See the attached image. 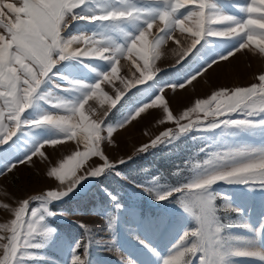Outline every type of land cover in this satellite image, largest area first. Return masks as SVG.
Listing matches in <instances>:
<instances>
[{
    "label": "rangeland",
    "instance_id": "1",
    "mask_svg": "<svg viewBox=\"0 0 264 264\" xmlns=\"http://www.w3.org/2000/svg\"><path fill=\"white\" fill-rule=\"evenodd\" d=\"M7 2L17 3L19 6L20 0ZM104 2L105 0H88L77 12L91 15L99 11L96 6ZM135 2L142 12L163 7L159 0ZM214 2L224 14L247 18L242 7L250 0ZM111 24L112 22L86 19L73 20L65 30V35L91 36L96 33L123 45L130 35L143 27L142 20L121 21L118 28ZM157 25L163 26L158 20ZM150 31L155 34L156 26ZM172 35L181 43L166 40L161 45L158 58L150 60L151 66L160 71L153 80L133 88H129V82L135 83L140 72L127 55L118 58L119 71L115 75L111 74L108 60L96 57L66 59L52 68L49 77L41 85V95L46 99L34 101L23 114V120H35L45 112L69 115L63 108L57 109L53 105L79 98V91L72 88L73 81L91 85L99 78L101 91L107 93L110 99H106L103 105L95 97L88 100L84 107L85 115L91 120L100 121L108 113L105 124L113 126L112 136L109 138L107 127H102L100 134L104 139L99 146L110 161H126L118 164L115 170H106L101 175L81 180L63 198L50 200L46 206L54 214L45 212L41 227L52 231L47 236L36 234L31 242L40 246L27 248L25 258L19 260L18 264H70L73 249L78 242L80 247L77 251L82 257L84 245H88L87 264H129V261L132 264H163V259L172 253L180 235L185 230L196 228L197 222L190 212L184 211L178 194L158 201L145 187H152L155 192L160 188L186 183L193 175L195 164L207 159L211 153L222 152L228 147H264V126L204 129V125L213 119L209 116L200 128L182 133L171 142L138 151L160 133L169 129L176 131L177 120L179 124H187L189 119L180 117L185 110L194 107L197 100L207 99L220 89L247 88L254 83L259 84L258 78L264 74V54L251 44L235 51L239 43L235 38L229 40L205 37L178 64L179 57L176 53L191 42V36L180 33L178 29ZM76 47L82 48L83 44L73 45V48ZM229 51H233V55L227 56V59H219ZM133 56L142 67L143 61L135 53ZM213 60L216 63L207 67V63ZM106 71L109 72V80L99 77L100 73ZM192 75L196 76L194 80L190 79ZM181 84L184 86L180 87ZM173 85L176 87H172ZM118 91L124 92L125 97L112 108L111 99H115ZM156 95L164 97V102L173 114L172 121L165 119L163 104H158L149 107L123 127L119 126L138 107L150 103ZM197 115L202 117L203 112L193 113L190 118L195 120ZM233 118L243 119L244 115L233 114ZM78 119L77 114L73 122H78ZM248 119L264 120V113ZM50 139H56L57 144H43V141ZM39 143L43 144V154L31 155V151ZM76 151H86L83 142L68 139L47 125L34 128L25 126L12 140L0 145V224H7L15 218L12 209L18 207L24 199L42 195L48 190H64L67 181L61 184L55 177L49 176V172L53 167L58 168L62 161ZM26 155H30L31 159H26ZM18 160L24 162L19 163ZM102 163L101 157L89 156L77 169V175ZM10 164L15 166L10 171L5 170ZM212 189L217 194L215 204L219 222L230 225L222 230L223 234L235 239L233 245L237 248H244L251 243L264 251V232L257 234L255 231L264 223V187L218 182ZM113 197L116 199L113 200ZM39 203L33 202L30 207L38 208ZM5 204L8 208L4 207ZM116 204L120 207L117 208ZM112 217L115 219L113 228L109 231L107 221ZM7 234L0 230V235ZM3 243L7 241H0V244ZM150 249L155 250V253ZM2 255L3 248H0V256ZM229 264H264V260L258 257L232 256L229 257Z\"/></svg>",
    "mask_w": 264,
    "mask_h": 264
},
{
    "label": "snow or ice",
    "instance_id": "2",
    "mask_svg": "<svg viewBox=\"0 0 264 264\" xmlns=\"http://www.w3.org/2000/svg\"><path fill=\"white\" fill-rule=\"evenodd\" d=\"M87 2L88 0H20L18 6L17 3L0 0V145L12 140L25 126L34 128L47 125L68 139L83 142L86 148V151H76L69 155L58 168L53 167L49 172V176L55 177L61 184L67 181L64 190H48L42 195L24 199L18 207L12 209L15 218L7 224H0V230L8 233L0 235V241H7L0 244V248H3L0 264H18L19 260L25 258L27 248L40 246L31 242L36 234L47 236L52 231L50 228L41 227L44 213L54 214L46 206L50 200L63 198L73 191L81 180L88 176L101 175L106 170H115L118 164L126 161H110L99 146L100 141L104 139L100 134L102 127H107L109 138L112 136L113 126L105 124L108 113L106 112L100 121L91 120L85 115L84 107L88 100L95 97L103 105L106 99H110L107 93L101 91L99 78L91 85L73 81L72 88L79 91V98L53 105L57 109L63 108L69 115L60 116L45 112L35 120H23V114L34 101L46 99L41 95V85L56 64L66 59L96 57L108 60L111 74L115 75L119 71L118 58L127 55L140 72V77L135 83L129 82V88H133L155 78L160 70L154 69L150 60L158 58L161 45L166 40L172 39L177 44L181 43L172 35L177 29L180 33H188L191 36V42L176 53L179 57L178 64L208 36L229 40L235 38L239 40L235 51L251 44L264 54V0H250L242 7V11L247 14L246 19L224 14L214 0H159L163 7L147 12L138 9L135 0H105L104 4L96 6L99 11L91 15L78 13L77 9ZM182 9L185 11L182 12ZM79 19L112 22L111 26L114 28H118L121 21L142 20L143 27L130 35L123 45L96 33L91 36L65 35V30L71 22ZM157 20L162 27L157 25ZM154 25L155 34L150 31ZM97 36L100 38L97 39ZM79 44H83V47L73 48V45ZM134 53L143 61L142 67L136 63ZM231 55L233 51H229L226 56H220L219 59H227V56ZM214 63L216 60L207 63V67ZM99 77L109 80V72L100 73ZM195 78V75L190 77L191 80ZM258 79L259 84L254 83L247 88L220 89L207 99L197 100L195 106L185 110L180 117L188 118L187 124H179L177 120L176 131L169 129L160 133L150 143L142 145L138 151H146L160 143L171 142L182 133L200 128L209 116L213 119L204 125V129L221 126H264V120L248 119L250 116L264 113V74ZM162 91L163 89L160 92ZM124 97L125 93L118 91L115 99H111V107L114 108ZM158 104H163L165 119L172 121L174 117L164 102V97L156 95L150 103L138 107L119 126L123 127L149 107ZM198 112H203V116L197 115L196 119L192 120L191 114ZM77 114L79 119L74 123ZM233 114H243L244 118L234 119ZM57 142L56 139H50L43 141V144L55 145ZM43 144L39 143L31 151V155H42ZM89 156H99L103 163L77 175V169ZM25 158L31 159V156L26 155ZM14 166L10 164L5 170L10 171ZM218 182L264 187V147H228L222 152L211 153L207 159L195 164L193 175L186 183L160 188L155 192L152 187H145L158 201L178 194L184 211L190 212L197 222L196 228L185 230L180 235L172 253L163 259V264H196V260L198 264H229V257L232 256L258 257L264 260V251L256 248L254 244L249 243L244 248H237L233 245L235 239L223 234L222 230L230 225L220 224L217 216V194L212 186ZM115 199L113 197V200ZM37 201L40 202L38 208L30 207ZM4 207L8 208V205L5 204ZM116 207L119 208L120 205L116 204ZM114 219L112 217L107 221L109 231L113 228ZM255 231L257 234L264 232V223ZM79 247L78 242L73 249L70 264H87L88 245H84L83 257L77 251ZM152 251L155 253V250ZM129 264L132 262L129 261Z\"/></svg>",
    "mask_w": 264,
    "mask_h": 264
},
{
    "label": "bare ground",
    "instance_id": "3",
    "mask_svg": "<svg viewBox=\"0 0 264 264\" xmlns=\"http://www.w3.org/2000/svg\"><path fill=\"white\" fill-rule=\"evenodd\" d=\"M242 54V53H241ZM239 61V60H238ZM239 64V63H238Z\"/></svg>",
    "mask_w": 264,
    "mask_h": 264
}]
</instances>
